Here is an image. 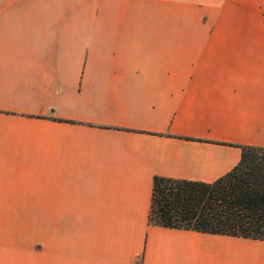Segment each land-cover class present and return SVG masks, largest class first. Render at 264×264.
<instances>
[{
	"label": "crops",
	"instance_id": "crops-1",
	"mask_svg": "<svg viewBox=\"0 0 264 264\" xmlns=\"http://www.w3.org/2000/svg\"><path fill=\"white\" fill-rule=\"evenodd\" d=\"M264 146V0H0V264H264V239L149 221L153 178Z\"/></svg>",
	"mask_w": 264,
	"mask_h": 264
},
{
	"label": "trees",
	"instance_id": "trees-1",
	"mask_svg": "<svg viewBox=\"0 0 264 264\" xmlns=\"http://www.w3.org/2000/svg\"><path fill=\"white\" fill-rule=\"evenodd\" d=\"M149 221L264 239V146L241 145L235 166L213 181L155 175Z\"/></svg>",
	"mask_w": 264,
	"mask_h": 264
}]
</instances>
